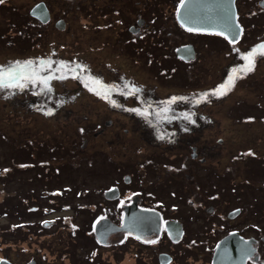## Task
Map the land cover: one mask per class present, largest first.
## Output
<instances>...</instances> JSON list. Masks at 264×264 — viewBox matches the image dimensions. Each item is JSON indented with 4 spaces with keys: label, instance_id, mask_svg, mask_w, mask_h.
<instances>
[{
    "label": "flooded vegetation",
    "instance_id": "flooded-vegetation-1",
    "mask_svg": "<svg viewBox=\"0 0 264 264\" xmlns=\"http://www.w3.org/2000/svg\"><path fill=\"white\" fill-rule=\"evenodd\" d=\"M241 1L237 0V6L242 31L239 38L234 41L220 33L193 29L190 31V28L185 27L178 18L183 0H34L30 5L26 3L20 7L15 4L12 8H8L7 0H2L0 6L9 12H16L22 21L14 20L12 16L7 15V19L2 21L4 26L9 28L2 31L0 26V38L6 42L19 43L17 37H23L28 48L30 45L34 46L33 51L10 60L36 61V67L33 69L35 79L47 81L58 78L68 79L78 74L71 72V66L68 64H82V79L77 78L81 89L84 86L89 88L88 79L98 81L99 83L95 84L96 92L91 95L106 104L111 112H127L141 119L154 138L159 140L155 129H160L163 133L169 129L167 128L169 124L175 128L180 122L172 119L177 118V115L181 116L179 113L182 110H190L192 117L196 109L187 108L186 105L188 102H194L195 99L184 100L183 96L174 100L175 96L161 98L155 89L148 90L142 85L144 82L139 76L119 64V60L103 56L102 50L105 47L123 50V53L125 50H132L137 60L141 54H146L148 64L155 62L161 64L155 75L164 73L169 77L174 75L175 69L169 68L166 64L197 63L201 60L204 49L215 39L225 44L227 47L225 54L228 58L236 41H240L245 55L249 54V42L252 41L250 43L255 44L256 47L255 57H262L264 55L259 54V50L264 46V32L252 36V28L243 16L247 17L248 22L253 23L250 17L264 11V0H243V4ZM77 6L79 9L86 8L88 10L87 12L85 10L86 14L95 17L94 20L83 22V33H111L110 38L104 37L105 40L102 39L100 43L84 38L82 44L85 42L86 45L82 48L85 50L81 51L79 57L66 50L67 42L55 38H50L48 41L43 39L48 28L52 27L57 32L69 30L71 25L67 15ZM22 8H24L23 12ZM99 15H103L106 21L101 22L97 18ZM169 18L172 20L171 27L163 23ZM10 28L12 31L9 34ZM201 39L206 45L204 49L201 48ZM36 44H39L38 48ZM184 48L186 53L182 55L180 52ZM89 49L95 51L96 55H93ZM157 51L161 52L160 56L157 55ZM95 64L103 65V68L100 69ZM169 70L172 73H168ZM23 73L27 75L29 71ZM171 93L182 95L180 92ZM32 100L37 103L34 107L48 112L53 110L58 112L57 108L68 105L54 106L45 96L42 99ZM201 117H204V114ZM108 122L112 125L114 121L110 118ZM80 127L84 129V126ZM83 139L84 144L89 145V138ZM40 141L42 146H46L43 140ZM60 142L62 144L60 152L69 157L64 141ZM48 147L50 153H45L49 156L47 159L39 163L27 162L24 168L21 167L22 164L19 167L23 172L32 171L29 180L31 176H37L43 178L45 183L39 185V188L35 185L26 187L29 188L26 193L16 190L13 196L4 200L5 206L2 207L4 213H2L9 216L8 202H19V206L16 204L15 207L10 208L11 211L16 208L14 216L17 219L9 218L17 228L22 230L23 227H29L28 229L37 235L44 230L65 235L66 238L62 235L58 236L56 245L60 250L69 247L68 238L72 239V237L76 243L80 242V246H89L87 255L89 261L83 264H93L96 261L98 264H118L123 262L125 255H128V264H192L199 259H201L199 264H214L219 243L222 239L232 236L238 240L251 242L254 251L247 258L246 264H264V219H260L259 216L255 219L253 215L254 212L260 214L259 210L251 209L254 221L249 222L246 203L236 204L227 209L219 207L216 203L206 204L192 185L167 184L164 170L163 173L157 172L155 176H149V171L142 168L146 161L154 162L153 157L140 161L142 168L137 170L138 173L133 170L124 175L122 173L116 175L121 171V165L119 162L116 163L112 153L106 154L109 157L107 160L113 162L115 166L111 171L110 184L87 186L85 183L81 187L68 183L53 185L52 178L54 180L55 175L61 174L62 169L61 166L53 169L55 164L53 165L49 158L58 154L59 152L54 151H58L60 147L57 144L53 147L48 144ZM193 149L192 159L200 158L201 161H205V158L199 157L196 146H193ZM242 153L243 163L259 161L261 167L262 164L264 165V153L260 154L255 147H247ZM182 165L186 167L185 163ZM165 167H169L166 170L171 172L169 179L171 182H181L183 178L180 176L181 171L186 168L170 162L166 163ZM159 168V163L154 164V169ZM262 172L257 175L264 176V169ZM253 173L255 174L254 170ZM184 178H188L190 182L196 179L195 174L187 172ZM248 180L244 181L243 186L239 185L240 189L237 186L233 187L239 198L243 194L241 190L248 186L246 184ZM253 187L256 189L262 186ZM163 193L167 195L166 197H173L174 200L165 199ZM15 195L19 197L16 201H14ZM34 197L44 201L33 202L30 198ZM250 204L257 205L255 202ZM23 205H26V211L19 208ZM101 221H104V225L98 231L97 226ZM23 248L21 250L25 251L26 248ZM41 248L39 245L40 251ZM65 251L68 254V250ZM106 251L109 253L105 254ZM63 255L62 253L63 258L67 256ZM55 259L61 258L55 257ZM31 261L32 263L28 264H38L39 258L33 257ZM70 264L74 263L70 262Z\"/></svg>",
    "mask_w": 264,
    "mask_h": 264
},
{
    "label": "rangeland",
    "instance_id": "rangeland-1",
    "mask_svg": "<svg viewBox=\"0 0 264 264\" xmlns=\"http://www.w3.org/2000/svg\"><path fill=\"white\" fill-rule=\"evenodd\" d=\"M33 1L7 0L6 4L8 8H12L15 4L21 7L26 3L30 5ZM241 2L244 3L243 0ZM23 10L24 8L21 9L22 12ZM85 10L88 11L86 8L73 7L68 15L66 14L71 28L63 32H57L52 27L48 28L43 39L48 41L50 38H55L67 42L66 50L79 57L81 51L85 50L82 48L86 45L85 42L82 44L84 38L93 39L92 41L96 43H100L104 37L110 38L111 33H83V22L95 19L94 16L87 15ZM7 15L12 16L14 20L22 21L16 12H9L1 7L2 31L9 28L5 27L2 21L7 19ZM97 18L101 22L106 21L103 15ZM243 19L251 26L252 36L264 32V11L250 17L253 23L248 22L247 17L243 16ZM164 22L171 27V18L167 21L165 19ZM8 31L10 34L11 28ZM17 39L19 43L6 42L0 38V69L15 67L17 62L21 66L31 62L27 67H22V71H29L26 76L30 77L20 81L23 87L0 88V260L8 259L15 264L32 263L33 257L39 258L38 264H70V262L83 264L89 261L87 258L89 246H80V242L76 243L74 237L68 238L69 247L60 250L56 245L58 236L62 235L66 238L65 235L52 233L49 230L37 235L33 234L29 227H23L22 233L15 232L16 224L9 221L10 216L3 215L2 207L5 206L4 200L7 197L13 196L16 190L26 193L29 189L26 187L35 185L39 188V185L44 183L43 180H37L26 184L20 179V176L32 175V171L23 172L19 168L21 164L24 168L27 162L39 163L49 157L42 154L43 152L47 154L48 150L46 146H42L40 140H43L45 145L51 144L53 147L57 144L60 147L58 151H54L59 153L49 158L53 165L55 164L53 169L60 166L62 169L61 174L55 175L54 180L52 178L53 185L68 183L81 187L85 183L87 186L110 184L111 171L115 166L113 162L107 160L109 157L106 154L112 153L113 159L121 165V171L116 175H121L120 173L124 175L133 170L138 173L137 170L142 168L140 161L153 157L154 162L146 161L142 168L149 171V176H155L157 172L163 173L164 170L167 184L192 185L206 204L216 203L219 207L227 209L236 204L246 203L249 222L254 221L252 208L260 211V214L254 212L255 219L258 216L264 219V176L257 175L263 173L264 165L262 164V168L259 161L243 163L241 158L242 151L247 147H255L260 154L264 153V56L255 57L253 70L245 74L241 70L247 64L244 59L247 55L244 54L240 41L235 42V47L233 46L228 58L225 54L227 47L222 41L215 39L206 47L204 40L201 39V48L206 47L201 60L194 64L182 62L166 64L169 68L175 69L174 75L169 77L164 73L156 76L155 72L159 71L161 64L160 62L148 64L146 54H141L137 60L132 50H125L123 53V50L105 47L101 52L103 56L119 60V64L139 76L144 82L142 85L148 90L155 89L161 98L175 96L174 100L183 96L184 100L195 99L194 102H188L186 105L187 108L196 109L192 117L190 110H182L179 113L181 116L177 115V118L172 119L180 122L175 128L169 124L167 127L169 129L163 133L160 129H155L159 141L154 138L149 128L143 125L141 119L127 112H111L106 104L91 95L96 92V87L89 79L87 80L90 84L89 88L84 86L81 89L77 78H81L82 64H68L71 66V72L78 73L68 79L48 80L47 85L42 83L45 79H35L33 69L36 67V61L10 60L33 51L34 46L30 45L28 48L23 37ZM250 42L248 52L252 54L256 47ZM36 47L38 48L39 44H36ZM89 50L96 55L95 51ZM157 55L160 56L161 52L157 51ZM95 65L100 69L103 68V65ZM74 66L77 68H73ZM168 73L172 71L169 70ZM230 77H237L231 85H229ZM217 90L225 91L226 94L215 95ZM171 92H180L182 95ZM43 96L54 106L68 105L57 108L58 112L43 111L34 107L37 103L32 99H42ZM202 114L204 117H201ZM110 118L114 121L112 125L108 122ZM80 126H84V129ZM85 137L89 138V145L84 144ZM61 140L64 141L70 161H68L69 157L60 152ZM32 141L34 143H31ZM193 146H196L199 157L205 158V161H201L200 158L192 159ZM33 151L37 156L31 154L27 157V154ZM169 162L186 168L181 171L180 176H183L181 182L169 180L171 172L166 170L169 167H165ZM156 163H159V169H154ZM184 163L186 167L182 165ZM186 172L195 174V181L190 182L188 178H184ZM247 179H249L246 183L248 186L241 190L243 196L239 194L241 195L239 198L233 187L237 186L240 189L239 185L243 186ZM257 185L262 187L253 189V186ZM166 196L165 194V199L174 200L173 197ZM35 197L30 198L31 201H39V203L44 201ZM18 198L16 196L14 201ZM251 202L257 205H252ZM12 203L9 201L7 204L9 211ZM19 208L26 211L27 207L23 205ZM39 245L42 247L41 251ZM24 246L27 250L23 248ZM22 248L25 251L21 250ZM62 253L67 256L61 257ZM108 253L109 251L105 252ZM55 257L61 259L56 260ZM121 263L128 264V255H125ZM199 263L201 259L193 261L192 264Z\"/></svg>",
    "mask_w": 264,
    "mask_h": 264
},
{
    "label": "water",
    "instance_id": "water-1",
    "mask_svg": "<svg viewBox=\"0 0 264 264\" xmlns=\"http://www.w3.org/2000/svg\"><path fill=\"white\" fill-rule=\"evenodd\" d=\"M178 18L187 28L220 33L233 41L239 38L242 31V25L238 19L237 0H183ZM180 53L185 55V48ZM102 225L104 221L98 224V231ZM253 251L251 242L238 240L233 236L226 237L221 240L216 249L214 264H246L247 258ZM0 264L15 263L8 259H1Z\"/></svg>",
    "mask_w": 264,
    "mask_h": 264
},
{
    "label": "snow or ice",
    "instance_id": "snow-or-ice-1",
    "mask_svg": "<svg viewBox=\"0 0 264 264\" xmlns=\"http://www.w3.org/2000/svg\"><path fill=\"white\" fill-rule=\"evenodd\" d=\"M2 2V0H0ZM191 31V29H189ZM259 54L264 55V46L260 47ZM255 56L256 52H253L252 54H249L244 57V59L247 61V64L245 67L241 70L245 74L247 72H250L254 68L255 64ZM31 62H26L24 66L19 65V62H17V65L15 67L9 68L7 70L0 69V88H12V87H23L24 85L20 83L21 80H27L30 79V77L26 76L23 71L22 67H27ZM237 77H230L229 78V85H231L234 80ZM35 82V80H33ZM93 84H98V81L92 80L90 81ZM42 83L47 85V80H43ZM215 95H223L226 94L225 91L217 90ZM142 115H146V113H141Z\"/></svg>",
    "mask_w": 264,
    "mask_h": 264
},
{
    "label": "trees",
    "instance_id": "trees-1",
    "mask_svg": "<svg viewBox=\"0 0 264 264\" xmlns=\"http://www.w3.org/2000/svg\"><path fill=\"white\" fill-rule=\"evenodd\" d=\"M263 107V106H262ZM30 146V145H29ZM43 148V147H42ZM46 150H48V153H50V148L48 147V144L46 145ZM46 152H43L42 154H44V155H46L45 154ZM34 155L35 153H34V151L33 152H31V153H28L27 154V157H29L30 155ZM40 155V154H39ZM37 156V155H36ZM20 179L24 182V183H26V184H30V183H34L33 181H37V180H43V178H39V177H37V176H31V179L29 180V177H24V176H20ZM45 183V182H44ZM16 204H18V206L20 205V203L19 202H13V205L14 206H12V207H15V205ZM15 211H16V208L13 210V211H11L10 210V212H8V215L10 216V218H12V219H17V218H15V216H14V214H15ZM15 232H20V233H22V230L21 229H19V228H16V231Z\"/></svg>",
    "mask_w": 264,
    "mask_h": 264
}]
</instances>
